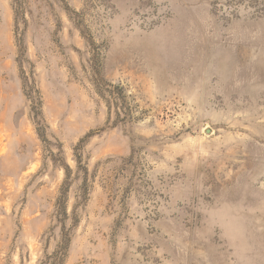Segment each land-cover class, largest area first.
<instances>
[{
  "label": "rangeland",
  "instance_id": "1",
  "mask_svg": "<svg viewBox=\"0 0 264 264\" xmlns=\"http://www.w3.org/2000/svg\"><path fill=\"white\" fill-rule=\"evenodd\" d=\"M0 264H264V0H0Z\"/></svg>",
  "mask_w": 264,
  "mask_h": 264
},
{
  "label": "trees",
  "instance_id": "2",
  "mask_svg": "<svg viewBox=\"0 0 264 264\" xmlns=\"http://www.w3.org/2000/svg\"><path fill=\"white\" fill-rule=\"evenodd\" d=\"M62 239H65L64 236L62 237ZM67 245H68V243H66V240H65V245H64V247L66 248Z\"/></svg>",
  "mask_w": 264,
  "mask_h": 264
}]
</instances>
